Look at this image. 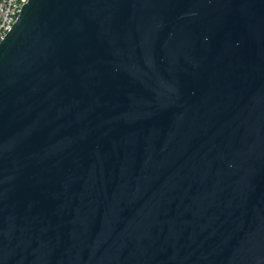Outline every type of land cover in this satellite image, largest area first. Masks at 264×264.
Instances as JSON below:
<instances>
[{
    "label": "water",
    "instance_id": "obj_1",
    "mask_svg": "<svg viewBox=\"0 0 264 264\" xmlns=\"http://www.w3.org/2000/svg\"><path fill=\"white\" fill-rule=\"evenodd\" d=\"M0 264H264V0H28Z\"/></svg>",
    "mask_w": 264,
    "mask_h": 264
},
{
    "label": "built area",
    "instance_id": "obj_2",
    "mask_svg": "<svg viewBox=\"0 0 264 264\" xmlns=\"http://www.w3.org/2000/svg\"><path fill=\"white\" fill-rule=\"evenodd\" d=\"M28 0H0V43L16 22Z\"/></svg>",
    "mask_w": 264,
    "mask_h": 264
}]
</instances>
